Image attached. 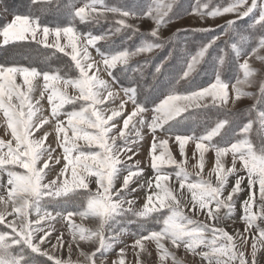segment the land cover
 <instances>
[{"label":"snow or ice","instance_id":"1","mask_svg":"<svg viewBox=\"0 0 264 264\" xmlns=\"http://www.w3.org/2000/svg\"><path fill=\"white\" fill-rule=\"evenodd\" d=\"M30 5L32 11L13 10L12 20L0 27L5 54L19 48L36 53L25 58L27 63L9 58L0 62V264H35L37 255L46 257V264H186L180 249L198 257L200 264H262L264 137L256 144L248 135L256 121L264 128V0H230L225 5L194 0L185 15L205 20L234 14L216 26L220 35L211 36L194 53L184 42L161 36L163 27L180 19L176 0H147L139 8L105 0H85L81 6L30 0ZM53 9H63L71 21L50 26L43 17ZM9 10L0 0V13ZM244 18L252 20L247 34L236 27ZM143 19L154 23L151 38L132 49L115 48V36L132 40L145 35L139 28ZM77 22H107L111 27L96 35L80 32ZM216 28L177 29L173 37L211 34ZM101 42L108 47L102 50ZM221 43L224 49H219ZM181 44L184 64L176 84L184 81L183 91L172 86L157 103L141 99L135 83H120L121 76L131 79L128 66L134 57L171 45L167 60ZM212 50H219L213 58L218 65L229 62L226 58L234 62V83L222 79L221 71L207 86L193 83ZM57 53L67 58H61L62 67L49 63ZM42 56L41 67L35 66ZM164 66L165 61L156 65L154 79ZM133 71L143 77L140 68ZM252 86L258 91H245ZM247 96L256 103L247 122L237 124L233 108ZM212 109L217 117L202 132L182 131L194 114ZM229 129L232 135L227 137ZM190 143L191 157L186 151ZM145 144L147 152L142 153ZM210 152L213 164L205 171ZM137 154L145 160H133ZM189 159L195 163L189 165ZM138 190L145 193L139 207L134 195ZM238 206L243 230L230 233L225 224ZM90 217L96 222L93 227L84 223ZM132 225L135 232H130ZM62 229L68 232L67 241ZM125 233L133 237L130 244L121 239ZM82 243L91 250L84 251ZM118 244L123 246L109 261ZM153 245L155 262L148 259ZM65 246L67 259L61 255ZM74 246L82 259L71 258Z\"/></svg>","mask_w":264,"mask_h":264},{"label":"rangeland","instance_id":"2","mask_svg":"<svg viewBox=\"0 0 264 264\" xmlns=\"http://www.w3.org/2000/svg\"><path fill=\"white\" fill-rule=\"evenodd\" d=\"M68 1H70L71 4L75 3L76 6H81L82 3L85 2V0H68ZM105 2L107 4H109V5L125 6V7H128V8H139L140 6L145 4L147 2V0H105ZM193 2H194V0H176V5L174 6V11L176 13L180 14V19H176L172 23H170V24L166 25L165 27H163L161 29V36L162 37H164L166 39L167 38H173V39H175L177 41H182V40L183 41L184 40L185 41H192L193 38L190 37L191 34H182L180 37H173V34L176 32L177 29H184V28H204V27H209V26H211L213 28H216L217 25H223L226 21H228L230 19H234V14H225L223 16H219V17H216V18L209 17V18H207L205 20H201L198 16H195V15H185L184 13H185L186 10L188 12H191V5H192ZM229 2H230V0H211V3L213 5H215V4L225 5V4L229 3ZM0 14H2L6 18V22H4L2 24H6L7 22L11 21L12 18H13L11 10H9V12L7 14H4V13H0ZM68 17L71 20V17L69 15H68ZM70 20H67L66 23L63 24V25H66L67 23H69ZM130 22L135 23L136 21H130ZM251 23H252V20L250 18H244L242 21L237 22V25H236L237 30L247 34L248 27H249V25ZM82 24H85L86 30L85 31H81L76 26L79 29L80 32H87L89 30H92L93 33L96 34V35H99V34H102V33H106L109 30V28L111 27V24H108L109 25L108 28L102 30V29H100L101 28L100 27L101 24L100 25H90V24H86V23H82ZM2 26H0V27H2ZM153 27H154V23L151 20L143 19V20L139 21L140 31H141V33H144L145 35L144 36H139V35L135 36V37L132 38V40H128L127 39V35L115 36V37L112 38L113 41H115L116 39L120 38L123 42L121 43V45L115 43L114 47L117 48V49H121L123 47H128L129 49H132V48L140 45L143 42V40L151 38L148 35V33L150 32V30ZM220 32H221V29L220 28H216V31L211 33L209 35L208 39H210L211 36H213V35H220ZM193 35H195V34L193 33ZM196 36L197 35H195L194 38H196ZM224 39H227V37H224ZM50 40H51V38H50ZM206 42H207V40L205 41L204 37H202L201 35H198V39L196 38V41H194L195 44L192 46L193 50L190 49L192 47H189L187 49V51L190 52V53H194L201 43H206ZM62 43H63V41H62ZM188 43L190 44V42H188ZM99 46L101 47L102 50H104L105 48L108 47L104 42H101ZM167 47L169 48V46H167ZM167 47L164 48V52H161L159 54L160 55V60L157 61L154 64V68L156 67V65L160 64L161 61H165V58L168 57L169 50L166 51ZM171 48H172V46H171ZM219 49H224V45L222 43L219 45ZM183 50H184V48L179 49L178 52L173 54V56H172L173 58L171 57V58L166 60V62H167V61H170V59H172L171 64H167L168 67L166 68V71L164 73L165 75L162 76L160 79L157 78L156 81L160 80L161 84H163L162 83L163 80H165V82H166V80H168V78L170 76H172V75H173V78H174L175 81H176V79H178L180 73L182 72L181 71L179 73V70H180L179 66H182L184 64V59H183V56L181 55V52ZM90 51L92 52V55L94 57L99 59V57L97 56V54H96L94 49H90ZM159 52H160V50H158V51H156V52H154L152 54L141 55V56L134 57L129 62V64L133 63V62H137V61L143 60V59H147V58H150V57H154V56L158 55ZM218 53H219V50H212L211 57L207 58L205 62L201 63V65L197 69L196 73L197 74L198 73L199 74L202 73L203 75L201 74V76H206V74L208 76L205 77V81L204 82L194 81L193 82L194 84L207 86L210 82H212L214 80L215 73L217 71H221L222 72V79L230 80L233 83L235 82V79L237 78L238 73H237V69L235 67L234 62H231L230 58H226V59H229V62L225 63L224 65H218V61L213 59L214 57H216L218 55ZM35 54L36 53L34 51L33 52L32 51H30V52H25L24 51L22 53L16 54L13 58L16 59L17 61L27 63L28 61L25 58L26 57H30V56H35ZM48 55L49 56L51 55V50H49ZM61 58H63L64 60L67 59L66 57H63V54L57 53V55L55 57H51L50 58L49 63H51L53 67H62ZM43 61H44V58L40 57V61L37 62L35 64V66L41 67ZM0 62H2V60ZM253 63H254V66H256L257 68L260 67V63L258 61H253ZM118 68H119V66H118ZM182 70H183V68H182ZM157 77H159V76H157ZM105 78H107V77H105ZM239 78L243 79L242 71L239 73ZM133 82H135V81H133ZM132 84L133 83H130V86ZM172 86H175L178 91H183L184 88H185V87H177V85L174 83V84L170 85L169 87H167V89H165L163 91H159V93L157 92L158 94L156 93L157 95H156V97H154L155 101L158 103L159 102L158 98H162L161 94L162 93H166L169 90V88L172 87ZM230 91H231V85H230ZM245 91H249V92L255 93V92L258 91V89H257L256 86H252V87L245 88ZM41 103L44 105V107L46 109L49 108V106L46 103V101H41ZM255 103H256V100L252 96L242 97L240 100H238L236 102V104H235V106L233 108V111L237 113L236 116L234 117V120H235V122L237 124H240V123H243V122H247V118H248V116L250 114L251 106L253 104H255ZM128 107L130 109V105ZM229 107L230 108L233 107L231 102L229 103ZM239 117H241V118H239ZM212 122L211 123L208 122L207 125H211ZM0 124H2V121H0ZM204 126H205V124L203 123V121H202V126L198 125V120L189 121L183 126L182 131L190 132L191 130H195L199 134L200 132H202ZM0 134H3V128L2 127H0ZM231 135H232V130L229 129L227 131L226 136L230 137ZM261 137H264V128H261V126L259 124V121H256L253 124V128L250 131V133L248 135V138L251 139L254 143L258 144V143H260ZM147 139H150V137H148ZM170 146H171L173 154L176 156V158L180 159L181 157L179 155L178 149L176 148L175 145H172L171 141H170ZM147 148H148V145L145 144L143 149H142V153H146L147 152ZM192 150H193V145L190 143L188 145L187 149H186L187 154H188L189 157H191ZM129 155H131V154H129ZM213 158H214V154L213 153L210 152V153L207 154V163H206V166H205V171H207L209 168L212 167ZM135 159H140L143 162L145 160V155L137 154V156L133 157V160H135ZM229 160H230V157H229ZM188 163H189V165H191L192 163H195V161L189 159ZM149 174H151V170H149ZM92 187L94 188L95 185L93 184ZM134 195H136V197H137L136 206L137 207L142 206V204L144 203V200H145V193L143 191L138 190L137 193H135ZM69 210H73V209L70 208ZM240 215H241V212H240L239 206H238L237 211L233 214V220H228L226 222V224H225L226 229L230 233L233 231V228H240L241 230H243V223L240 221ZM201 218H203V217H201ZM233 221H235V222H233ZM77 222L78 223L80 222L79 218H77ZM84 223L87 226H89V227H93V226H95L96 222H95V220L93 218L90 217L87 220H85ZM149 226H152V225H149ZM57 227L60 228L61 225L57 224ZM0 230H3L2 227H0ZM62 230L64 231L65 239L67 241L68 238H69L68 237V232L65 229H62ZM135 231H136V226L135 225L130 226V232H135ZM121 239L125 243L130 244L132 242V240H133V237H132V235L130 233H125L121 237ZM54 242L55 241L53 240V243ZM121 246H123V245L118 244L116 246V250H114V251L109 253V255L107 257L109 261H111V260L116 258V251H118V248L121 247ZM46 247L50 248V245H46ZM81 248L84 251H90L91 250V248L89 246L84 245L83 243L81 245ZM79 251L80 250L76 249L75 246H74L73 254H72V257H71L73 260H76L78 258L82 259V257L79 256ZM61 255L65 259L68 258V253H67V247L66 246H65V249L62 250ZM178 255H180L181 257H183L186 260V264H200L198 257L194 259L190 253L186 254L183 249L179 250ZM148 259L150 261H152V262H155V260L157 259V255H156V252H155V249H154V245L152 246V256L149 257ZM46 262H47V258L46 257L39 256V255L36 256L35 264H46ZM262 264H264V261H262Z\"/></svg>","mask_w":264,"mask_h":264},{"label":"trees","instance_id":"3","mask_svg":"<svg viewBox=\"0 0 264 264\" xmlns=\"http://www.w3.org/2000/svg\"><path fill=\"white\" fill-rule=\"evenodd\" d=\"M4 3L6 5H10L11 12H13V10H14L16 13H19V14H25V13L33 10L31 5H30V0H4ZM59 3L66 4V5L71 4V2L68 0H60ZM43 19L45 21H47L50 26H53L55 24H62L63 25L66 23L67 20H70L67 12L64 11L63 9H61L60 11H56L55 9H53L51 12L46 13L44 15ZM4 22H6V18L2 14H0V26L4 25V24H2ZM108 24H110V23H107V22L102 23L100 25V27H101L100 29H102V30L107 29L109 26ZM76 26L81 31L86 30L85 24L78 22V23H76ZM194 34L197 35L196 36L197 39H198V35H201L202 37H204L205 41L208 40V37L210 35V34H206V33H194ZM195 35L191 34L190 37L193 38L192 41H185V40L183 41L182 40L186 44L187 49L189 47H192L195 44L194 43V41H196V38H194ZM113 42H114V44L117 43V44L121 45V43L123 41L120 38H118ZM188 42H190L191 45ZM168 46H169V48L166 46L167 47L166 51L167 50L170 51V49H171V45H168ZM181 48H184L183 44L178 45V50ZM190 49L193 50V47ZM24 51L25 52H30V51L33 52V49H31V48L10 49L7 54H5L2 50H0V61L1 60L3 61L5 58L14 59L13 57L16 54L22 53ZM161 52H164V49L160 50L158 55ZM158 55H156L154 57L147 58V59H143V60H140L137 62L130 63L128 66V76H130L131 79H128L124 76H121L120 83L124 87L130 86V83H135L142 90L143 95L140 97L141 99L144 97H147L150 100H155L154 97H156V95L159 93V91H163V90L167 89V87H169L170 85H172L174 83L176 84V81L174 80L173 75L170 76L168 78V80H166V82H165V80H163V82H162L163 84H161L160 80L156 81L157 78L160 79L162 76L165 75L164 73L166 71V68L168 67L167 64H171L172 59H170V61H167V62L165 60L164 68L162 69L160 74L155 75V79H154V73H155L154 72L155 71L154 70L155 69L154 64L160 60V55L159 56ZM42 58H44V57L42 56ZM145 61H147V63H145ZM182 66H179L180 67L179 73L182 71V68H183ZM137 68H140V70L143 73V77H141L140 72H134L133 71L134 69H137ZM120 71H121V69L118 68L116 70V73H114V74L118 75L120 73ZM201 74H199V73L194 74L193 82L194 81L204 82L205 77L208 75L206 74V76H201ZM157 76H159V77H157ZM133 81H135V82H133ZM176 85H177V87H186L187 86V85H185L184 81H180V84H176ZM194 115H195L194 121L198 120V125H201V126H202V121L204 124H207L208 122L211 123L217 117V113L215 112V109H212L210 111L199 112V113H196ZM239 118H241V117H239Z\"/></svg>","mask_w":264,"mask_h":264}]
</instances>
